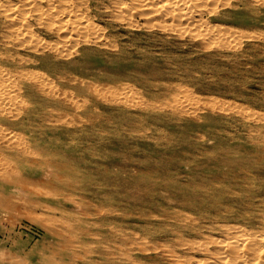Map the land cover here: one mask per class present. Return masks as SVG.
<instances>
[{
  "label": "rangeland",
  "instance_id": "obj_1",
  "mask_svg": "<svg viewBox=\"0 0 264 264\" xmlns=\"http://www.w3.org/2000/svg\"><path fill=\"white\" fill-rule=\"evenodd\" d=\"M75 1L37 0L36 7L43 6L38 9L43 23L40 25L27 9L29 0H0V264H105L101 261L105 258L109 264H264L261 196L247 192L232 197L218 195L222 202L234 201L235 208L221 207L224 217L215 218V207L210 200L217 190L202 195L190 193L191 187L179 189L180 183L188 182V170L195 174L192 180L201 182L196 171L183 164L185 152H198L189 144L211 150L209 156L194 157V163L209 165L211 160L224 156V148H240L251 143L264 145V41L260 42L262 48L246 51L250 42L264 40V34L239 25L220 27L215 21L200 20L198 7H185L191 3L189 0ZM220 1L215 3L217 6L213 3L216 13L233 15L232 8ZM74 3L79 6L75 7ZM170 5L182 8L177 11L185 14L182 20L179 17L182 25H176L177 19L171 13L166 14ZM50 15L54 17L49 18ZM189 21L195 23H190L193 27ZM55 22L63 26L60 34L69 35V39L65 37L64 47L56 42L61 36L48 33L45 27L47 23L56 29ZM78 22L90 26L91 38L100 35L105 47L99 45L97 51L96 43L77 38L73 26L79 25ZM164 23L166 30L160 26ZM218 26L226 32L219 31ZM180 30L188 34L180 35ZM206 36L216 39L208 48L210 52L233 59L223 57L219 62L206 58V48L194 44L205 42ZM28 39L56 42L64 54L55 59L49 50L31 51L20 44ZM179 41L183 45H177ZM218 55L214 58L218 59ZM208 67L217 69L216 80L209 77ZM71 68L85 70V78L75 81V75L69 73ZM206 86L210 87L208 91L204 89ZM83 95L91 97L88 110L94 112L95 128L91 131L82 122L74 124L76 116L85 117ZM162 104L168 108H161ZM97 112L104 113L103 117H97ZM90 132L93 143L85 144L84 150L62 145ZM91 147L97 164L89 162L88 167L113 169L138 158L137 166L156 173L145 178L126 176L123 172L86 175V167L72 161ZM68 163L70 167L66 166ZM167 185L169 189L164 188ZM239 197L244 200L250 197L251 202L262 207L247 211L238 202Z\"/></svg>",
  "mask_w": 264,
  "mask_h": 264
},
{
  "label": "bare ground",
  "instance_id": "obj_2",
  "mask_svg": "<svg viewBox=\"0 0 264 264\" xmlns=\"http://www.w3.org/2000/svg\"><path fill=\"white\" fill-rule=\"evenodd\" d=\"M54 1V0H53ZM56 1V0H55ZM63 1V0H62ZM70 1V0H69ZM94 1V0H93ZM124 1V0H123ZM150 1V0H149ZM191 3H188V5H186L185 7H187V8H189L188 6H190L191 5V7L192 8H197L196 9V11L198 12V16H199V19L201 20V18L203 19V18H205L206 20H208V22L209 21H215V23H218L217 25H229L230 27L232 26V25H239L240 27L239 28H242V27H244V29H249V30H253L252 32H254V33H260V34H264V0H222V2L220 1V0H189ZM203 2V3H205V4H203V3H197V2ZM218 1H220V3L223 5H228V6H230L231 8H232V10H233V12H234V14L233 15H229V14H224V13H216V11L214 10V8H216V7H213V3H214V6H217V5H215V3H217ZM12 2V1H11ZM47 2V1H46ZM58 2V1H57ZM72 2V1H71ZM74 2V1H73ZM72 2V3H73ZM75 2H77V3H80V2H82V0H76ZM112 2H114V1H112ZM119 2V1H118ZM134 2V1H133ZM135 2H136V0H135ZM141 3H142V1H140ZM140 2L138 3V4H140ZM159 2V1H158ZM166 2V1H165ZM171 2V4H172V1H170ZM185 2H188V1H186L185 0ZM184 1L182 2L183 4L185 3ZM194 2V3H193ZM40 3V2H39ZM48 3V2H47ZM47 3H45V5L47 4ZM56 3V2H55ZM66 3H68V1H66ZM75 4L74 6L75 7H78L79 6V4ZM116 3V2H115ZM120 3V2H119ZM125 3V2H124ZM167 3V2H166ZM182 3H180V4H182ZM257 3H259V5L257 4ZM263 3V4H262ZM36 4H37V0H29V2H27L26 3V6H27V9L30 11V12H32L31 14H32V16L36 19V21H37V23H39L40 25H43V23H42V21H40V15H39V11H38V9L39 8H42V7H39V8H37L36 7ZM51 4V3H50ZM98 4V3H97ZM137 4V3H136ZM146 4V3H145ZM168 4V3H167ZM185 4H187V3H185ZM184 4V5H185ZM201 4V5H200ZM218 4V3H217ZM3 5H4V3H3ZM6 5V4H5ZM14 5V4H13ZM21 5V4H20ZM39 5H42V4H39ZM63 5V4H62ZM76 5H78V6H76ZM115 5H117V4H115ZM129 5V4H128ZM147 5V4H146ZM161 4H159V6H160ZM176 5V4H175ZM177 5H179V4H177ZM183 5V6H184ZM15 6V5H14ZM22 6V5H21ZM48 6V5H47ZM47 6H46V8H47ZM51 6H52V4H51ZM56 6V5H55ZM99 6V5H98ZM113 6V5H112ZM155 6V5H154ZM158 6V5H157ZM171 6V5H170ZM172 6H173V4H172ZM167 7V9H166V14H168V12L169 13H171V16H173V18L177 21L176 23V25H182L180 22H178V21H181L182 20V16L183 15H185V14H182L181 12L180 13H178L177 11H178V9H180V8H178L177 6L176 7ZM220 6V5H219ZM69 7V6H68ZM71 7V6H70ZM97 7V6H96ZM117 7V6H116ZM129 7V6H128ZM139 7H141V6H139ZM146 7H148V6H146ZM156 7V6H155ZM163 7V6H162ZM165 7V6H164ZM181 7V6H180ZM190 7V8H191ZM74 8V7H73ZM72 8V9H73ZM130 8V7H129ZM132 8V7H131ZM130 8V9H131ZM157 8H159V7H157ZM12 9H13V7H12ZM52 9V8H51ZM50 9V10H51ZM66 9V8H65ZM71 9V8H70ZM77 8H75V10H76ZM100 9V8H99ZM147 9V8H146ZM160 9V8H159ZM164 9V8H163ZM164 9V10H165ZM182 9V8H181ZM180 9V10H181ZM24 10V9H23ZM48 10V9H47ZM69 10V9H68ZM135 10V9H134ZM142 10V9H141ZM144 10V9H143ZM13 10H11V12H12ZM40 11H41V9H40ZM52 11V10H51ZM50 11V12H51ZM65 11H67V10H65ZM135 11H137V10H135ZM162 11V10H161ZM191 11V10H190ZM195 11V10H194ZM58 12V11H57ZM68 12H70V11H68ZM67 12V13H68ZM72 12V11H71ZM223 12V11H222ZM43 13V12H42ZM52 13V12H51ZM64 13V12H63ZM66 13V12H65ZM66 13V14H67ZM126 13V12H125ZM128 13V12H127ZM141 13V12H140ZM148 13V12H147ZM165 13V12H164ZM172 13H173V15H172ZM176 13H178V14H176ZM12 14V13H11ZM27 14V13H26ZM30 14V13H29ZM40 14H41V12H40ZM165 14V15H166ZM187 14V13H186ZM189 14V13H188ZM8 15V14H7ZM13 15V14H12ZM11 15V16H12ZM19 15H20V12H19ZM42 16H43V14H41ZM54 15H56V14H54ZM68 15H69V13H68ZM131 15V14H130ZM145 15V14H144ZM147 15V14H146ZM153 15V14H152ZM154 15H155V13H154ZM196 15H197V13H196ZM247 15V16H246ZM10 16V15H9ZM45 16H48V14L47 15H45ZM50 16H52V17H50ZM49 16V18H53L54 16L53 15H50ZM70 16V15H69ZM86 16V15H85ZM99 16H100V14H99ZM117 16V15H116ZM188 17H190V19L189 20H192V17L193 16H191V14H189V15H187ZM243 16H245V17H247L248 18V16H250V17H253V18H251L250 20L249 19H247L246 20V18L245 17H243ZM16 17V16H15ZM25 17V16H24ZM74 17V16H73ZM156 17H158V16H156ZM179 17L181 18V20L179 19ZM42 18V17H41ZM195 18V17H194ZM132 19V18H131ZM150 19V18H149ZM171 19V18H170ZM20 20V19H19ZM22 20V19H21ZM51 20V19H50ZM50 20H48V21H50ZM83 20V19H82ZM130 20V19H129ZM146 20V19H145ZM206 20H204V22H207ZM12 21V20H11ZM16 21V20H15ZM45 21V20H44ZM48 21L46 20V22L48 23ZM52 22L54 21L53 19L51 20ZM65 21V20H64ZM75 21V20H74ZM132 21V20H131ZM133 21H134V19H133ZM172 21V20H171ZM183 21H185V20H183ZM195 21V20H194ZM27 22V21H26ZM25 22V23H26ZM51 22V23H52ZM56 22H57V20H56ZM56 22H55V24H56ZM130 22V21H129ZM135 22V21H134ZM196 22V21H195ZM198 22H199V20H198ZM9 23V22H8ZM7 23V24H8ZM45 23V22H44ZM46 23V25H45V27H46V29H47V32L48 33H51L52 35H56L57 34V36H58V34L61 36V37H59L61 40L58 42V40L59 39H56L57 41V43L58 44H62L63 46L62 47H64V44L66 43L65 41V37H67L68 39H69V35H67V30H66V34H60L59 32H60V30L63 28V26H57V24L55 25L54 23H53V25H55V27H56V29H53V27H51L49 24H47ZM68 23V22H67ZM77 23V22H76ZM79 23V22H78ZM84 24V25H82V24ZM131 23H133V22H131ZM174 23V22H173ZM183 23V22H182ZM190 23H192L193 24V22H191V21H189V24ZM197 23V22H196ZM27 24V23H26ZM65 24V23H64ZM63 24V25H64ZM82 26H81V25ZM189 24H188V26H189ZM192 24H190L191 26H192ZM195 24V23H194ZM193 24V25H194ZM199 24V23H198ZM203 24V23H202ZM61 25H62V23H61ZM66 25V24H65ZM73 25V24H72ZM98 25V24H97ZM224 25H223V27H224ZM98 26H100V25H98ZM131 26V25H130ZM138 26V25H137ZM161 26V28L163 29V30H166V29H168V27H167V25L164 23V24H161L160 25ZM185 26V25H184ZM186 26H187V24H186ZM186 26H185V30L186 29H188L189 30V28H191V26H189V28H186ZM218 26V27H219ZM16 27V26H15ZM30 27V26H29ZM44 27V26H43ZM93 27H95V26H93ZM193 27V26H192ZM195 27H197V26H195ZM214 27V26H213ZM221 27V26H220ZM219 27V31L221 30L222 32L223 31H225L226 29L224 28V30L222 29V28H220ZM230 27H228L227 29L228 30H230ZM8 28V27H7ZM26 28V27H25ZM24 28V29H25ZM65 28V27H64ZM73 28H75L76 30H77V32L75 33V34H77L76 36H78L77 38H79V39H82V41L83 42H88V43H91V42H94V44L96 43L98 46H95L94 47V49L95 50H97V51H99L100 50V47L101 46H99V45H104V47H105V44L102 42V39H101V37H98V36H100V35H98V36H96L95 35V37H94V35H93V37H94V39L93 38H91L90 37V35L89 34H91V33H89V28H90V26L88 27V24H86V23H84V22H80L79 23V25L78 24H75L74 23V26H73ZM171 28V27H170ZM215 28V27H214ZM26 29H28V27L26 28ZM30 29H31V27H30ZM65 29H67V28H65ZM178 30L179 29H181V27H178L177 28ZM216 29V28H215ZM73 29H71L70 31H72ZM75 30V31H76ZM98 30V29H97ZM175 30V29H174ZM198 30V29H197ZM200 30V29H199ZM241 30V29H240ZM243 30V29H242ZM63 31V30H62ZM65 31V30H64ZM74 31V30H73ZM172 31H173V29H172ZM195 31V30H194ZM239 31V30H238ZM243 31H245V30H243ZM28 32H29V29H28ZM184 32H186V31H184ZM183 31H179V34L181 33H184ZM188 32V31H187ZM186 32V33H187ZM208 32V31H207ZM215 32V31H214ZM221 32V33H222ZM226 32V31H225ZM241 32V31H240ZM24 33V32H23ZM27 33V32H26ZM31 33V32H30ZM93 33V32H92ZM99 33V32H98ZM190 33H191V31H190ZM201 33V32H200ZM208 33H210V30H209V32ZM229 33V32H228ZM242 33V32H241ZM245 33V32H244ZM244 33H243V35H244ZM247 33H250V32H247ZM246 33V34H247ZM70 34V33H69ZM176 34H178V32H176ZM180 34V35H181ZM188 34V33H187ZM192 34V33H191ZM204 34H206V33H204ZM212 34V33H211ZM214 34V33H213ZM212 34V35H213ZM218 34V33H217ZM231 34V33H230ZM175 35V34H174ZM183 35V34H182ZM210 35V34H209ZM208 35V36H209ZM248 35V34H247ZM256 35V34H255ZM259 35V34H258ZM257 35V36H258ZM4 36V35H3ZM12 36V35H11ZM76 36L74 37V38H76ZM152 36V35H151ZM156 36V35H155ZM192 36V35H191ZM233 36V35H232ZM189 37V36H188ZM200 37H204V36H202V33H201V36ZM223 37H224V35H223ZM24 38V37H23ZM27 38H29V35H28V37ZM31 38V37H30ZM35 38V37H34ZM39 38V37H38ZM66 38V39H67ZM206 39H205V42L204 41H199L200 43L198 44V43H194V44H196V46H198V47H204V48H206L205 50L207 51V57L206 58H208V57H210L209 59L210 60H219V62L221 61V60H223V59H221V58H226V59H229V60H231V59H233V58H229L230 56H228V55H223V54H219L218 55V53L217 52H210V49H208V48H210L211 47V45L213 46L214 44H215V38L214 37H212V36H210V37H205ZM222 38V37H221ZM120 39H122V38H120ZM200 39V38H199ZM204 39V38H203ZM259 39H260V37H259ZM25 40V39H24ZM27 40V39H26ZM29 40V39H28ZM32 40V39H31ZM31 40H29V41H23L22 43H20L23 47L24 46H26L25 48H27L28 47V49L29 50H31V51H35V52H43L44 50H49V52H51L52 53V58L54 57L55 59L57 58V57H61L63 54H62V52L60 51V49L62 50L63 48H60L59 49V47H57L58 45L56 44V42L53 44L52 42H45V41H43L42 39V42L40 41V40H32V42H31ZM73 40V39H72ZM195 40H196V38H195ZM202 40V39H201ZM239 40V39H238ZM20 41V40H19ZM74 41V40H73ZM107 41V40H106ZM149 41V40H148ZM155 41V40H154ZM158 41V40H157ZM218 41H219V39H218ZM225 41V40H224ZM264 40L262 39V40H259L258 41V43H251L250 42V44L249 45H247L246 46V51H249V50H252L253 48L254 49H256V47H261V46H263V43H260V42H263ZM76 42V41H75ZM223 42V41H222ZM72 43H74V42H72ZM106 43V42H105ZM175 43V42H174ZM183 42H181L180 43V41L178 42V44L177 45H179V44H182ZM185 43V42H184ZM213 43V44H212ZM218 43V42H217ZM216 43V44H217ZM11 44V43H10ZM67 44V43H66ZM75 44V43H74ZM73 44V45H74ZM128 44V43H127ZM237 44V43H236ZM18 45V44H17ZM111 45V44H110ZM114 45V44H113ZM113 45H111V46H113ZM123 45V44H122ZM135 45V44H134ZM176 45V46H177ZM183 45V44H182ZM219 45V44H218ZM217 45V46H218ZM223 45V44H222ZM66 46V45H65ZM75 46V45H74ZM93 46V45H92ZM111 46H109L108 48H110ZM116 46V45H115ZM119 46V45H118ZM128 46H129V44H128ZM166 46V45H165ZM168 46V45H167ZM174 46V45H173ZM175 46V47H176ZM180 46V45H179ZM13 47V46H12ZM114 47V46H113ZM131 47H132V45H131ZM170 47V46H169ZM222 47V46H221ZM220 47V48H221ZM15 48V47H14ZM13 48V49H14ZM65 48H67V47H65ZM83 48V47H82ZM125 48V47H124ZM127 48V47H126ZM130 48V47H129ZM139 48V47H138ZM171 48V47H170ZM173 48V47H172ZM178 48V47H177ZM180 48V47H179ZM186 48V47H185ZM262 48V47H261ZM17 49V48H16ZM88 49L89 50H91L92 51V49H91V47L90 46H88ZM140 49V48H139ZM197 49V48H196ZM199 49V48H198ZM208 49V50H207ZM64 50V49H63ZM71 50V49H70ZM104 50V49H103ZM102 50V51H103ZM120 50V49H119ZM127 50V49H126ZM187 50V49H186ZM216 50V49H215ZM87 51V50H86ZM108 51H110V50H108ZM122 51H124V50H122ZM142 51V50H141ZM159 51V50H158ZM163 51V50H162ZM217 51V50H216ZM30 52V51H29ZM63 52H65V51H63ZM84 52V51H83ZM46 52H44V54H45ZM163 53V52H162ZM182 53V52H181ZM15 54V53H14ZM20 54V53H19ZM33 54V53H32ZM128 54H129V52H128ZM160 54V53H159ZM184 54V53H183ZM182 54V55H183ZM21 55H23V54H21ZM67 55V54H66ZM138 55V54H137ZM162 55V54H161ZM180 55V54H179ZM214 55H218V59H216V58H214ZM14 56V55H13ZM16 56V55H15ZM20 56V55H19ZM27 56V55H26ZM103 56V55H102ZM164 56V55H163ZM184 56V55H183ZM246 56H250L249 54L248 55H246ZM22 57V56H21ZM106 57V56H105ZM236 57V56H235ZM234 57V58H235ZM26 58V57H25ZM32 58V57H31ZM30 58V59H31ZM107 58H109L108 56H107ZM144 58V57H143ZM164 58V57H163ZM162 58V59H163ZM179 58V57H178ZM19 59H20V57H19ZM29 59V60H30ZM136 59V58H135ZM160 59V58H159ZM21 60H22V58H21ZM28 60V61H29ZM38 60V59H37ZM104 60V59H103ZM124 60V59H123ZM149 60V59H148ZM169 60V59H168ZM229 60H227V61H229ZM69 61V60H68ZM233 61V60H232ZM14 62H17V61H14ZM27 62V61H26ZM36 62V61H35ZM109 62V61H108ZM130 62H131V60H130ZM168 62V61H167ZM199 62V61H198ZM197 62V63H198ZM223 62V61H222ZM221 62V63H222ZM230 62V61H229ZM201 63H203V62H201ZM225 63V62H224ZM205 64V63H204ZM226 64V63H225ZM173 65V64H172ZM175 65V64H174ZM203 65V64H202ZM56 66V65H55ZM217 66V64L215 63V67ZM236 66V65H235ZM33 67V66H32ZM64 66H61V69L63 68ZM178 67V66H177ZM204 67V66H203ZM20 68H22V67H20ZM19 68V69H20ZM37 68V67H36ZM56 68V67H55ZM59 68V67H58ZM217 68H218V66H217ZM24 69V68H23ZM34 69V68H33ZM188 69V68H187ZM193 69V68H192ZM208 69H209V67H208ZM219 69V68H218ZM223 69V68H222ZM35 70V69H34ZM71 70H72V72H69L71 75L72 74H74L75 76H73L74 77V79H76L75 81H78V80H80V79H82L83 77L85 78V70H83V69H76V68H71ZM174 70V69H173ZM177 70V69H176ZM210 70V69H209ZM19 71V70H18ZM30 71V70H29ZM36 71V70H35ZM221 71V70H220ZM11 72V71H10ZM23 72H24V70H23ZM58 72H60V71H58ZM223 72V71H222ZM232 72V71H231ZM16 73V72H15ZM18 73V72H17ZM36 73V72H35ZM34 73V74H35ZM61 73V72H60ZM65 73V72H64ZM75 73H77V75L75 74ZM217 69H215V70H210V72H209V74H210V76L209 77H211L213 80L215 79V76L217 75ZM39 74V73H38ZM45 74V73H44ZM47 74H48V72H47ZM173 74V73H172ZM199 74V73H198ZM9 75V74H8ZM26 75V74H25ZM25 75H23V76H25ZM193 75V74H192ZM200 76H201V74H199ZM220 75V74H219ZM16 76V75H15ZM40 76V75H39ZM38 76V77H39ZM50 76V75H49ZM191 76V75H190ZM225 76V75H224ZM35 77V76H34ZM44 77V76H43ZM55 77H56V75H55ZM67 77H68V75H67ZM79 77H80V79H79ZM226 77V76H225ZM41 78V77H40ZM50 78V77H49ZM87 78V77H86ZM176 78V77H175ZM181 78V77H180ZM184 78V77H183ZM189 78V77H188ZM206 78V77H205ZM221 78V77H220ZM230 78V77H229ZM35 79V78H34ZM142 79V78H141ZM176 79H178V77L176 78ZM187 79V78H186ZM209 79V78H208ZM227 79V78H226ZM23 80H25L24 78H23ZM54 80V79H53ZM62 80V79H61ZM65 80H66V77H65ZM86 80H88V79H86ZM90 80V79H89ZM156 80V79H155ZM185 80V79H184ZM213 80H211V81H213ZM216 80V79H215ZM222 80H224V79H222ZM74 81V80H73ZM153 81V80H152ZM163 81V80H162ZM172 81H174V80H172ZM203 81V80H202ZM201 81V82H202ZM27 82H29V81H27ZM33 82H35V81H33ZM82 82H83V80H82ZM110 82H111V80H110ZM116 82V81H115ZM128 82V81H127ZM179 82V81H178ZM17 83V82H16ZM55 83V82H54ZM93 83V82H92ZM105 83V82H104ZM119 83V82H118ZM21 84V83H20ZM23 84H24V82H23ZM27 84H29V83H27ZM56 84V83H55ZM59 84V83H58ZM121 84V83H120ZM157 84V83H156ZM165 84H167L166 82H165ZM173 84V83H172ZM171 84V85H172ZM177 84V83H176ZM82 85V84H81ZM158 85V84H157ZM156 85V86H157ZM159 85H161V84H159ZM207 85H209V84H207ZM21 86V85H20ZM27 86V85H26ZM39 86V85H38ZM58 86V85H57ZM69 86V85H68ZM67 86V87H68ZM74 86H76V85H74ZM73 86V87H74ZM79 86H80V84H79ZM90 86V85H89ZM93 86V85H92ZM106 86V85H105ZM181 86V85H180ZM22 87V86H21ZM41 87V86H40ZM39 87V88H40ZM72 87V86H71ZM81 87V86H80ZM151 87V86H150ZM165 87V86H164ZM18 88V87H17ZM20 88V87H19ZM38 88V87H37ZM36 88V89H37ZM59 88V87H58ZM70 88V87H69ZM68 88V89H69ZM75 88V87H74ZM77 88V87H76ZM83 88V87H82ZM90 88V87H89ZM92 88V87H91ZM102 88H106V87H103L102 86ZM154 88V87H153ZM170 88H172L171 86H170ZM184 88V87H183ZM227 88V87H226ZM24 89V88H23ZM46 89V88H45ZM204 89L205 90H209L210 89V87H208V86H206V88L204 87ZM39 90V89H38ZM66 90V89H65ZM162 90V89H161ZM170 90V89H169ZM26 91V90H25ZM25 91H24V94H25ZM33 91V90H32ZM76 91V90H75ZM87 91V90H86ZM92 91V90H91ZM103 91V90H102ZM158 91V90H157ZM171 91V90H170ZM44 92V91H43ZM59 92V91H58ZM62 92V91H61ZM163 92V91H162ZM80 93V92H79ZM87 93V92H86ZM101 93V92H100ZM151 93V92H150ZM202 93V92H201ZM23 94V95H24ZM60 94V93H59ZM58 94V95H59ZM99 94V93H98ZM97 94V95H98ZM152 94H153V92H152ZM155 94V93H154ZM15 95H16V93H15ZM26 95V94H25ZM29 96H30V94H29ZM28 96V97H29ZM43 96V95H42ZM44 96H47V95H44ZM103 97L102 98H104V95H102ZM64 97V96H63ZM70 97H71V94H70ZM107 97V96H106ZM114 97V96H113ZM52 98V97H51ZM65 98H69V97H65ZM90 96H86V95H83V99H84V102H83V112H82V114L84 113V115H85V117H81V116H74L75 117V121H74V124L76 125V123L77 122H82V125L83 126H85V129L86 130H88V131H91V129H95V128H93L94 127V125H93V121H92V118H93V114H94V112L93 111H91V110H88V108H89V106H90V104L89 103H91V101H89L90 100ZM101 98V99H102ZM111 98V97H110ZM109 98V99H110ZM139 98V97H138ZM1 99V98H0ZM8 99V98H7ZM100 99V100H101ZM108 99V98H107ZM58 100V99H57ZM17 99H16V103H17ZM20 101H23V99H21ZM54 101V100H53ZM83 101V100H82ZM81 101V102H82ZM111 101H113V100H111ZM110 101V102H111ZM22 103V102H21ZM30 103V102H29ZM177 103V102H176ZM78 104V103H77ZM92 105V104H91ZM95 105V104H94ZM157 105V104H156ZM163 105V104H162ZM1 106V105H0ZM14 106V108H15V106H17V105H13ZM30 106V105H29ZM53 106V105H52ZM148 106V105H147ZM176 106V105H175ZM2 107V106H1ZM34 107V106H33ZM79 107V106H78ZM80 107H81V104H80ZM91 107V106H90ZM170 107V106H169ZM27 108H29V107H27ZM66 108H67V106H66ZM161 108H168L167 107V105L166 104H164L163 106H161ZM208 108V107H207ZM5 109V108H4ZM18 109H20V108H18ZM30 109V108H29ZM42 109H45V108H42ZM53 109V108H52ZM79 109V108H78ZM1 110V109H0ZM2 110H3V108H2ZM32 110V109H31ZM30 110V111H31ZM51 110V109H50ZM54 110V109H53ZM70 110V109H69ZM6 110H4V112H5ZM33 111V110H32ZM41 111V110H40ZM73 111V110H72ZM79 111V110H78ZM3 112V111H2ZM21 112V111H20ZM27 112V111H26ZM25 112V113H26ZM126 112H127V110H126ZM3 114V113H2ZM6 114V113H5ZM33 114H36V113H34L33 112ZM32 114V115H33ZM48 114V113H47ZM51 114V113H50ZM81 114V113H80ZM102 114H104V113H102ZM102 114H100V113H98L97 112V114H96V116L97 117H103V115ZM30 115H31V113H30ZM24 116V115H23ZM27 116V115H26ZM35 116H37V115H35ZM34 116V117H35ZM14 117V116H13ZM25 117V116H24ZM28 117H29V115H28ZM38 117V116H37ZM7 118V117H6ZM5 118V119H6ZM10 118H12V117H10ZM22 118V117H21ZM39 118V117H38ZM60 118V117H59ZM76 118H78V119H76ZM9 119V118H8ZM34 119V118H33ZM74 119V118H73ZM106 120H108L107 118H105ZM128 119V118H127ZM16 120H18V119H15V121ZM27 120V119H26ZM54 120V119H53ZM58 120V119H57ZM65 120H67V119H65ZM13 121V120H12ZM45 121V120H44ZM43 121V122H44ZM67 121H69V120H67ZM72 121V120H71ZM28 122H29V120H28ZM34 122V121H33ZM50 122V121H49ZM52 122V121H51ZM60 122V121H59ZM62 122V121H61ZM60 122V123H61ZM18 123V122H17ZM36 123V122H35ZM44 123H46V122H44ZM69 123V122H68ZM73 123V122H72ZM71 123V124H72ZM9 124V123H8ZM65 124V123H64ZM70 124V125H71ZM120 124V123H119ZM13 125V124H12ZM45 125V124H44ZM56 125V124H55ZM21 126H23V125H21ZM60 126V125H59ZM72 126V125H71ZM77 126H79V125H77ZM120 126V125H119ZM13 126H11V128H12ZM28 127V126H27ZM33 127V126H32ZM55 127H57V126H55ZM62 127H64V126H62ZM67 127V126H66ZM9 128V127H8ZM16 128V127H15ZM14 128V129H15ZM79 128H80V126H79ZM79 128H77L78 129V131H79ZM19 129H20V127H19ZM22 129V128H21ZM29 129V128H28ZM77 129H75V130H77ZM18 130V129H17ZM40 130V129H39ZM42 130V129H41ZM44 130V129H43ZM157 130H159V129H157ZM16 131V130H15ZM20 131V130H19ZM46 131V130H45ZM44 131V132H45ZM57 131V130H56ZM27 132V131H26ZM39 132V131H38ZM87 132V131H86ZM98 132H100V131H98ZM62 133V132H61ZM80 133V132H79ZM91 133L92 132H90V133H88V134H86L85 133V135L82 137H78V138H71L70 140H68V141H65L64 142V144H62V145H64V146H66V147H68V148H72V149H76V148H82V147H84L85 146V144H91V143H93L92 142V139H90L91 137ZM30 134V133H29ZM67 134V133H66ZM77 134V133H76ZM64 135V134H63ZM74 135V134H73ZM82 135V134H81ZM30 136V135H29ZM37 136V135H36ZM79 136V135H78ZM38 137V136H37ZM64 137V136H63ZM62 137V138H63ZM71 137V136H70ZM199 138V137H198ZM27 139V138H26ZM38 139V138H37ZM40 140V139H39ZM4 141V140H3ZM40 141H42V140H40ZM84 141H86V142H84ZM34 142V141H33ZM43 142H45V141H43ZM39 143V142H38ZM55 143V142H54ZM46 144V143H45ZM59 144V143H58ZM51 145V144H50ZM55 145V144H54ZM61 145V144H60ZM87 145V146H88ZM10 146V145H9ZM44 146V145H43ZM57 146V145H56ZM189 146L190 147H192V149L193 150H197L198 152L197 153H195V152H192V153H186L185 152V154H183V158L185 159V162H183V164H185V165H188V166H191L192 167V169L193 170H195L196 171V175H197V177H199V178H201V182L200 183H196L194 180H192L194 177H195V174H194V172H192L191 170H188L187 171V173H188V177H187V179H188V182H186V183H180L179 184V189H182V188H189V187H191V189H188V191L191 193V192H194V193H200V194H202V195H209L210 193H212V192H214L215 190H217L216 192V194L213 196V198L210 200V202L212 203L211 204V206L212 207H215L214 209H215V213H216V217L215 218H220L221 216H223L224 217V215H222V211L220 210L221 209V207H223V208H225V209H227V210H233L234 208H235V206L233 205L234 204V201H227V202H222V201H220V199H218V195H220V196H223V195H227V196H230V197H232V196H239L240 194H242V192L243 193H245V192H247L249 195H258V196H261V202H263L264 203V145H261V144H258V143H251V144H249L248 146H245V147H240V148H235V147H233V148H224V149H222V153L224 154V156L222 157V158H215V159H213V160H211L210 162H212L210 165L208 164V163H206V162H204V163H202V164H196V163H194V157H195V155L196 154H207L206 156H209V155H211V154H209V153H211V150H204V149H202L201 147H196L195 146V144H189ZM47 147V146H46ZM62 147V146H61ZM56 148V147H55ZM54 148V149H55ZM86 148V147H85ZM84 148V149H85ZM88 148V147H87ZM51 149V148H50ZM53 149V150H54ZM61 149V148H60ZM83 149V148H82ZM83 149V150H84ZM57 150V149H56ZM49 151V150H48ZM76 151V150H75ZM78 151V150H77ZM10 152H12V151H10ZM44 152V151H43ZM50 152H52V151H50ZM58 152V151H57ZM74 152V151H73ZM82 152H85L87 155H88V157L89 158H87L85 155H83V154H81V155H79L76 159H73V161H72V163L74 164H83L86 168H85V172H87V173H85L86 175L88 174V173H94V172H99V173H101V174H116V173H119V172H123V174L124 175H126V176H131V177H138V178H145V177H149V176H151L152 175V173H156V171L155 170H153V169H146V168H142V167H140V166H137L138 164V158H134L133 159V162H131V164H129L130 162H128L127 164H125V165H123V166H117L116 168H113V169H111V168H109V167H103V168H99V167H88V163L89 162H93V164H97L94 160H93V155H94V149L91 147V149L89 150V151H82ZM13 153V152H12ZM62 153H64V152H62ZM76 153V152H75ZM79 153V152H78ZM52 154H54V152L52 153ZM57 155H59V154H57ZM56 155V156H57ZM75 156V155H74ZM58 158V157H57ZM59 158H61L60 156H59ZM55 159V158H54ZM132 159V158H131ZM62 160V159H61ZM44 161V160H43ZM71 161V160H70ZM70 161H68V162H70ZM140 162V161H139ZM71 163H68L66 166H69ZM132 164H134L136 167H132L131 165ZM62 166H64V164H61ZM141 165V164H140ZM143 166V165H142ZM56 167V166H55ZM70 167V166H69ZM83 167V166H82ZM67 168V167H66ZM150 168V167H149ZM164 168V167H163ZM1 169V168H0ZM64 169V171L66 170L65 168H63ZM68 169V168H67ZM134 169H135V172H134ZM40 170H41V168H40ZM68 171V170H67ZM56 172V171H55ZM54 172V173H55ZM71 172V171H70ZM116 172V173H115ZM157 173H159V172H157ZM56 174V173H55ZM59 174V173H58ZM62 174H63V170H62ZM66 174H68V173H66ZM77 174H79V171H78V173ZM57 175V174H56ZM68 175H70V174H68ZM85 175V176H86ZM92 175V174H91ZM59 176V175H58ZM63 176V175H62ZM4 177H5V175H4ZM66 177V176H65ZM69 177V176H68ZM9 178V177H8ZM73 178V177H72ZM71 180V179H70ZM90 180H92V179H90ZM190 180H192V182L190 181ZM19 181V180H18ZM35 181H37V179L35 180ZM178 182V181H177ZM35 183V182H34ZM90 183V185L91 186H94L93 184H92V182L90 181L89 182ZM21 185V184H20ZM64 187H66V186H64ZM165 189H169L170 188V186L169 185H167V186H165L164 187ZM40 189V188H39ZM43 190V189H42ZM152 190H155V188H152ZM47 191V190H46ZM46 193V192H45ZM44 193V194H45ZM258 193V194H257ZM68 195V194H67ZM243 195V194H242ZM156 196H158V195H156ZM245 196V195H244ZM246 197V196H245ZM9 198H10V196H9ZM10 200V199H9ZM9 200H7V201H9ZM111 201V200H110ZM109 201V202H110ZM117 202V201H116ZM181 203H187L185 200H181L180 201ZM232 202V203H231ZM238 202L240 203V204H244L245 206H246V208L248 209L247 211H257V210H259V209H261V207H262V205H260V204H257V205H255L253 202H251V199H250V197H247L246 198V200H244V199H242L241 197H239L238 198ZM111 203V202H110ZM201 205V204H200ZM118 206V205H117ZM163 206H164V204H163ZM192 206H194L193 204H192ZM120 208H122V207H120ZM97 211V210H96ZM114 213V212H113ZM62 219V218H61ZM224 219V218H223ZM260 221V220H259ZM69 224V223H68ZM234 227V226H233ZM264 235V234H263ZM235 238H237V237H235ZM202 240V239H201ZM182 241V240H181ZM186 241V240H185ZM191 241V240H190ZM241 241V240H240ZM234 242V241H233ZM204 243V242H203ZM207 243V242H206ZM261 243V242H260ZM200 246V245H199ZM229 250H230V248H229ZM103 251V250H102ZM121 253V252H120ZM115 255V254H114ZM101 256V255H100ZM107 256V255H106ZM258 257V256H257ZM103 259V258H102ZM228 259H229V257H228ZM101 261H103L105 264H109L110 263V261L107 259V258H105V259H103V260H101Z\"/></svg>",
  "mask_w": 264,
  "mask_h": 264
}]
</instances>
